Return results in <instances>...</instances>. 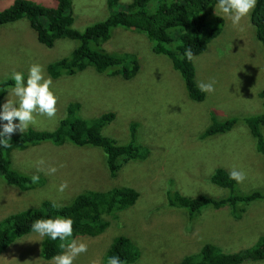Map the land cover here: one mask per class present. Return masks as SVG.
Segmentation results:
<instances>
[{"label": "rangeland", "instance_id": "1", "mask_svg": "<svg viewBox=\"0 0 264 264\" xmlns=\"http://www.w3.org/2000/svg\"><path fill=\"white\" fill-rule=\"evenodd\" d=\"M14 1L0 0V10ZM33 1L55 7L54 0ZM132 1L119 0L110 7V0H73L74 28L84 31L127 10ZM158 4L159 0H151L148 12H155ZM215 9L214 16L224 18L223 32L194 59L198 87L200 83L215 81V91L205 92L201 103L189 98L171 61L154 52V44L146 35L125 28L114 29L111 39L101 48L117 56L135 57L140 63L135 78H107L89 67L75 76L52 79L58 96L56 114L52 118L37 114L36 122L27 130H56L68 106L80 103L79 117L85 120L114 114L115 119L103 129L104 136L119 145L129 144L131 124L137 123L135 141L155 152L144 161L128 163L118 173L120 178H126L123 184L140 192V199L117 217L105 216L110 226L102 235L77 238L87 244L88 251L78 256L74 264H105L107 250L120 236L128 237L140 252L135 264H179L206 244H214L227 254H239L255 248L264 237V199L248 205L240 220L233 217L229 208L214 210L207 206L201 214H190L169 207L167 202L168 189L192 198H226L257 191L264 194V156L257 151L256 141L245 124L247 118L264 112V101L259 96L264 91V49L251 21L253 10L234 25L218 7ZM177 30L173 29L171 35L175 36ZM79 45L75 40L60 39L53 48H47L38 42L27 19L0 26V83L11 80L13 72L24 73L26 80L34 63L42 64L49 76L48 65L70 56ZM175 47L176 43L170 46ZM8 96L6 90L1 105ZM215 114L220 120L234 118L237 122L225 134L199 140L198 131L206 130L210 116ZM20 134L17 131L12 136ZM6 157L19 173L40 179L24 192L8 185L0 175V221L17 212L40 209L45 200L68 206L79 194L105 192L120 184H110L106 155L96 147L41 142ZM49 167H56L57 172L48 174ZM218 168L229 173L242 170L246 179L237 184L235 191L216 186L211 177ZM63 182L68 187L61 192L58 189ZM43 240L34 232L24 236L0 255V264H52L40 257ZM243 264H264V260Z\"/></svg>", "mask_w": 264, "mask_h": 264}, {"label": "trees", "instance_id": "2", "mask_svg": "<svg viewBox=\"0 0 264 264\" xmlns=\"http://www.w3.org/2000/svg\"><path fill=\"white\" fill-rule=\"evenodd\" d=\"M118 1L110 0L109 6L113 7ZM150 1L133 0L127 10L113 14L105 21L91 25L84 31H78L74 28L73 0H54L55 7H48L33 0H15L8 8L0 10V26L27 19L37 35L38 42L47 48H53L60 39L75 40L80 43L70 56L48 65V75L53 80H58L64 75L75 76L89 67H93L97 73L106 75L107 78L120 76L126 81L132 80L140 71L139 61L132 55L117 56L108 53L103 51L101 46L111 39L112 32L116 28L142 33L153 42L155 53L164 55L171 61L173 68L183 80L189 98L197 103L203 102L206 93L202 92L196 83L194 59L187 60L184 52L191 48L194 57H197L206 52L208 45L222 34L224 18L214 16L213 12L218 0H159L158 7L153 13H149L147 9ZM251 21L256 29L257 40L264 49V0H257ZM173 29H178L175 36L171 35ZM173 43H176L174 49L170 48ZM13 85L12 80L0 83V105L6 96V89ZM259 96L264 101V91ZM80 109V103H71L66 109V116L54 131L29 129L19 136H12L10 147L0 148V175L8 185L24 192L29 191L34 187L32 177L16 171L6 155L15 150H26L41 142H51L57 146L71 143L77 147L91 146L102 149L106 155L110 184H120L105 192L88 191L79 194L68 206L53 208L54 203L45 200L40 209L9 215L0 221V255L17 240L33 233L31 225L37 219L71 217L74 220L73 236L69 239L96 238L105 233L110 226L105 216L117 217L119 213L132 208L140 199V192L123 184L126 183V178L118 176L128 163L144 161L147 155L154 152L150 148L145 150L135 141L138 124H131L132 141L126 145H119L114 139L103 135V129L115 119L113 113L105 114L98 119L85 120L79 117ZM210 118L209 127L204 131H198L199 140L207 141L211 137L225 134L237 122L234 118L220 120L216 114ZM245 124L256 141L257 151L264 156V112L247 118ZM215 172L211 177L212 184L229 188L231 191L236 190L238 183L230 179L226 169L218 168ZM166 194L169 207L183 210V213L201 214L203 208L207 206L214 210L229 208L237 220L241 219L248 205L264 199V194L258 191L241 196L233 194L226 198L206 195L192 198L184 196L179 191L173 192L171 189H168ZM60 243L59 240L53 241L44 236L41 242V259L52 261V257L61 254L64 250L59 247ZM111 256H118L124 264H135L140 259V252L128 237L120 236L114 239L107 250L104 256L105 264L107 258ZM263 260L264 237L260 238L255 248L239 254H227L214 244H206L198 253L188 255L179 264H243L247 261Z\"/></svg>", "mask_w": 264, "mask_h": 264}, {"label": "clouds", "instance_id": "3", "mask_svg": "<svg viewBox=\"0 0 264 264\" xmlns=\"http://www.w3.org/2000/svg\"><path fill=\"white\" fill-rule=\"evenodd\" d=\"M256 3L257 0H218L217 7L234 25H237L255 8ZM184 57L189 61L195 59L191 48L185 50ZM10 79L14 81V85L6 89L9 96L6 102L0 105V128H2L0 130V148L10 147L12 134L17 131L24 133L30 125L36 122L37 114L46 115L49 118L54 117L58 103V96L53 90V80L46 75L42 64H32L26 80L22 72H13ZM214 84L215 81L200 83L199 88L202 92L213 93L215 91ZM12 96L17 99H11ZM39 163L43 165L44 161L41 160ZM56 172V167L48 168V174ZM229 176L237 183H243L246 179V174L242 170L233 169ZM32 179L33 182H37L40 177L33 176ZM67 187V182H63L58 190L63 192ZM55 207L54 204L53 208ZM73 224L74 220L71 217L64 216L37 219L32 223V232L41 237L47 236L53 241H61L59 247L64 251L52 257V264H74L78 256L87 253L86 243L77 239H69L73 236ZM107 264H124V262L118 256H111L107 258Z\"/></svg>", "mask_w": 264, "mask_h": 264}]
</instances>
